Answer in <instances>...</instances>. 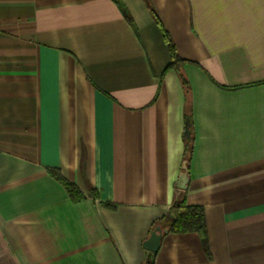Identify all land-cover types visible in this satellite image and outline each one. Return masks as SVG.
Here are the masks:
<instances>
[{"label":"crops","instance_id":"0c3cea01","mask_svg":"<svg viewBox=\"0 0 264 264\" xmlns=\"http://www.w3.org/2000/svg\"><path fill=\"white\" fill-rule=\"evenodd\" d=\"M0 264H264V0H0Z\"/></svg>","mask_w":264,"mask_h":264},{"label":"trees","instance_id":"16d2710c","mask_svg":"<svg viewBox=\"0 0 264 264\" xmlns=\"http://www.w3.org/2000/svg\"><path fill=\"white\" fill-rule=\"evenodd\" d=\"M165 38L167 40V44L171 53V61L167 65L165 72L171 69H175L176 71L180 72L181 65L185 60L178 55L173 41L166 35ZM181 81L186 89L188 87V82L182 75H181ZM191 149H192V138L191 136L185 137L184 161H186L187 163V169L189 164L188 152L190 153ZM50 174L66 188L73 202H79L86 198V196L81 191V189L75 183L71 182L65 176H63L58 169L50 170ZM107 205L111 208L116 207V205L113 203H107ZM163 223L168 231L199 232L203 244L207 246L208 239H207L204 208L202 206H197V205L195 206L188 205L186 201V190L176 188V198L174 204L171 208V211L163 219ZM159 224H161V222Z\"/></svg>","mask_w":264,"mask_h":264},{"label":"water","instance_id":"95a60500","mask_svg":"<svg viewBox=\"0 0 264 264\" xmlns=\"http://www.w3.org/2000/svg\"><path fill=\"white\" fill-rule=\"evenodd\" d=\"M189 182V176H188V169H187V163L184 161L182 166V171L179 175V179L176 183L177 188L185 190L187 189V185ZM163 230L160 226L155 227L151 233L150 236L144 241L143 247L150 251V252H157L160 244L161 239L163 237Z\"/></svg>","mask_w":264,"mask_h":264}]
</instances>
